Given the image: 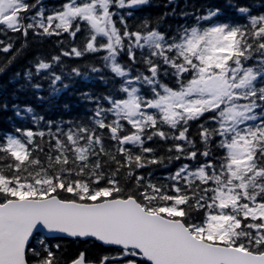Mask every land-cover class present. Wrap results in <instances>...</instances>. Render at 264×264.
Instances as JSON below:
<instances>
[{
	"label": "snow or ice",
	"instance_id": "6c2138e0",
	"mask_svg": "<svg viewBox=\"0 0 264 264\" xmlns=\"http://www.w3.org/2000/svg\"><path fill=\"white\" fill-rule=\"evenodd\" d=\"M149 3L69 0L46 15L43 0H0V32L26 37L33 30L36 35L68 33L75 38L83 24L89 32L84 48L73 47L63 55L106 53L103 67L120 81L115 92L101 98L84 94L96 105L95 127L81 124L64 131L58 126L47 133L17 129L24 139L7 135L0 141V162L10 161L0 167V264H29L28 251L40 256L37 264H61L46 241L65 236L94 238L116 250L115 255L101 256L98 264H264V14H253L251 6L229 4L248 21L235 24L220 22L221 8H210L206 15L196 16L195 26L184 27L172 38L147 22L144 31L130 32L123 16V32L116 27L111 7L131 9ZM33 9V15H24ZM200 21L213 23L205 27ZM11 49L7 44L0 51ZM125 49L133 63L135 49L142 54L147 50L143 62L149 75L134 74L119 62ZM59 59L52 57L54 62ZM249 60L255 65H248ZM52 66L37 60L24 74L27 86L40 90L39 81L49 80L51 90L59 92L56 85L62 84V77L49 71ZM73 72L81 75L78 69ZM162 74L173 76L177 86L162 82ZM145 87L150 96L142 91ZM201 118L203 151L189 136V122ZM97 128L108 130L122 161L105 149ZM46 135L49 152L42 162L33 153L44 152ZM154 137L183 142L168 149L177 153L169 159L196 160L198 154L208 158L217 139L223 156L195 168L182 165L170 176V186L145 182L135 170L163 163L162 157L146 155L155 152L145 147ZM102 155L115 162L114 171L104 170L107 161L102 164ZM121 169H127L126 177H135L132 190L118 178ZM201 209L204 216L197 222L192 213ZM33 240L40 251L31 247ZM54 247L59 250L60 245ZM70 264L97 262L80 252Z\"/></svg>",
	"mask_w": 264,
	"mask_h": 264
},
{
	"label": "trees",
	"instance_id": "16d2710c",
	"mask_svg": "<svg viewBox=\"0 0 264 264\" xmlns=\"http://www.w3.org/2000/svg\"><path fill=\"white\" fill-rule=\"evenodd\" d=\"M36 0H30L29 3H35ZM69 0H43V6L46 15L53 14L62 9L63 4ZM79 2V0H78ZM229 4H239L243 6H251L253 14H264V0H174L170 3L169 0H150L148 5L129 8H118L113 6L110 11L116 13L113 20L116 27L123 32L124 24L127 25L128 31H144L142 25L147 22L149 28H156L164 33L168 38H172L184 27L189 25L195 26L197 24L196 16L206 15L210 8H221L220 22H230L235 24H246L248 21L241 17L234 8L229 7ZM35 9L24 15H33ZM131 12V15L128 13ZM187 13V15H185ZM123 16L124 24L120 22V17ZM215 21V18H213ZM213 21H200L202 26H210ZM29 21H25L27 23ZM88 29L82 24L81 31L77 33L76 37H71L68 33H61L60 35H36L33 30H29L25 37L20 32H0V48L7 44H12L11 51L5 53L0 51V141L7 135H15L17 138L24 139L22 131H56L57 127H61L67 131L70 127L75 125H87L95 127L92 123V117L95 110V103L85 98L84 94L94 98H101L108 95L110 92H115L120 85L118 78H114L113 74L103 67L102 56L106 53H85L81 57L74 55L65 56L64 52H70L73 47L83 49L88 37ZM98 37V41H99ZM127 45V41H125ZM137 60L133 63L127 53V49L120 54L119 62L129 66L134 74L143 73L149 75L147 72V65L143 62L147 50L143 54L140 49H135ZM60 57L59 62H54L52 57ZM43 59L46 62L52 63L50 72L61 75L62 84H67V88H63L62 84L58 83L56 87L61 88L59 92H53L49 87V80H40L43 85L42 89L36 90L27 86L24 74L32 68L34 63ZM255 60H249L248 65L254 66ZM92 67L101 68V72H92ZM73 69H78L81 75L77 76ZM171 71V70H169ZM188 75V74H186ZM103 77V79H101ZM38 79V78H37ZM161 80L167 83L170 87H176V80L171 75H161ZM36 80L33 81L35 83ZM146 95H151L150 90L146 87L142 88ZM120 95H123L122 93ZM40 97H43L41 99ZM101 103L107 107V103L101 100ZM6 105V107H5ZM26 107L33 109L32 113L24 111ZM19 110L20 114L17 115ZM211 115V114H207ZM42 117L43 119H39ZM49 122L51 125L49 126ZM189 128V136L196 142V149L203 151L204 145L200 141L198 135L199 125L204 123V118L199 121H191ZM210 127L211 124H205ZM130 126L126 125V130ZM165 131H171L165 127ZM98 135H102L105 149L116 155L118 160H123V157L117 153V142L111 140L110 133L107 129H96ZM123 134V133H121ZM63 138V137H62ZM37 142L39 138L37 137ZM49 137L44 138V152H36L33 155H38L42 162L46 161V153L49 152L47 145ZM54 144V141L52 142ZM175 143H183L182 141H167L160 140L159 137H154L151 141L145 144V147H152L155 149L153 154L156 157H162L163 163L151 164L144 168L135 170V174L145 177L146 181H151L156 184H163L170 186L173 181L170 176L176 172L182 165L187 164L192 168L203 163L206 159L216 158L217 162L223 156V150L217 147L218 139L211 145L212 156L205 158L198 154L196 160L189 159H169L177 155L175 152H169L168 149ZM131 147V146H127ZM191 150V149H189ZM139 152V149H134ZM55 154V153H51ZM102 164L107 161L104 166L106 172H111L116 169L115 162L111 161L107 156L100 157ZM9 160L0 162V167L9 163ZM5 174L10 175L11 172L4 170ZM127 169H121L118 178L122 185L132 190L135 185V177H126ZM193 218L198 222L204 216V210L195 211L192 213ZM56 252L61 264H70V262L79 255L80 252L86 253L87 258L96 261L98 264L99 258L103 255H115V249H109L97 243L94 240H72L67 238L48 240ZM59 244V250L55 249V245ZM31 247L37 251L41 250V246L32 241ZM44 253L41 251V256ZM29 264H37L40 256H36L32 251L27 252Z\"/></svg>",
	"mask_w": 264,
	"mask_h": 264
},
{
	"label": "water",
	"instance_id": "95a60500",
	"mask_svg": "<svg viewBox=\"0 0 264 264\" xmlns=\"http://www.w3.org/2000/svg\"><path fill=\"white\" fill-rule=\"evenodd\" d=\"M42 235L46 236L47 233H42ZM63 238H67V239H78V240H82V241H87V240H94L96 241L94 238H87V239H79V238H72V237H63ZM97 243L101 244L99 241H96ZM32 243V242H31ZM102 245V244H101ZM104 246V245H103ZM104 247H107V246H104Z\"/></svg>",
	"mask_w": 264,
	"mask_h": 264
},
{
	"label": "flooded vegetation",
	"instance_id": "af4514ba",
	"mask_svg": "<svg viewBox=\"0 0 264 264\" xmlns=\"http://www.w3.org/2000/svg\"><path fill=\"white\" fill-rule=\"evenodd\" d=\"M30 0H27V2L29 3Z\"/></svg>",
	"mask_w": 264,
	"mask_h": 264
}]
</instances>
